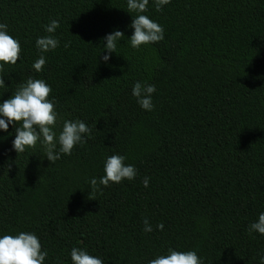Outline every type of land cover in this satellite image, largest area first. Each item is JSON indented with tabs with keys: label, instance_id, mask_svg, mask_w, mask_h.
I'll return each instance as SVG.
<instances>
[{
	"label": "trees",
	"instance_id": "1",
	"mask_svg": "<svg viewBox=\"0 0 264 264\" xmlns=\"http://www.w3.org/2000/svg\"><path fill=\"white\" fill-rule=\"evenodd\" d=\"M141 14L164 39L137 50L127 0H0V23L22 49L0 72V103L42 79L57 134L64 120L91 129L54 164L39 143L18 155L15 126L0 129V237L34 233L44 264H72L74 247L103 264H149L169 248L203 264H260L264 236L248 229L264 213V0H171L161 11L149 0ZM53 19L60 45L36 72V40ZM116 30L124 38L104 62ZM137 81L155 85L154 110L132 95ZM115 154L135 179L88 199Z\"/></svg>",
	"mask_w": 264,
	"mask_h": 264
},
{
	"label": "clouds",
	"instance_id": "2",
	"mask_svg": "<svg viewBox=\"0 0 264 264\" xmlns=\"http://www.w3.org/2000/svg\"><path fill=\"white\" fill-rule=\"evenodd\" d=\"M171 0H154L157 11L169 4ZM149 0H127L129 13L135 12L130 28L134 29L129 38L133 49H139L143 45L158 43L164 39V29L161 25L145 13L148 10ZM60 27L59 21L53 19L45 25L47 36L36 40V48L41 53L32 65L36 72H41L46 64L44 53L53 51L59 47L60 41L53 34ZM8 25L0 23V72L4 65H15L21 59L22 51L18 40L8 34ZM124 38V33L116 30L106 35L104 49L107 55L102 56L104 62H108L113 52L116 53L117 42ZM70 41L64 44L65 48L70 46ZM3 76H0V87H4ZM52 89L42 79L29 78L26 83L21 84L12 94L11 98L0 103V129L8 131L9 125L15 126V139L12 141L13 150L19 155L27 149H35L39 143L42 147L44 157L54 164L61 158V154L71 155L77 144L86 142L85 135L91 136V129L82 120H64L59 134L55 131L58 121V113L55 109V101L49 96ZM156 92L153 84H142L137 81L132 88V95L136 98L138 105L146 111L154 110L152 94ZM18 125V126H16ZM126 157L115 154L106 158L104 164V175L99 179L91 178L89 181L91 192L88 199H95V194H102L103 188L112 184H119L123 180H133L137 175L135 167L131 164L125 165ZM10 167V166H9ZM149 177L142 181L145 187L149 185ZM103 186V188L101 187ZM163 230V224L156 226ZM144 232L149 233L153 228L147 219L144 220ZM249 234L253 232L264 236V213H260L258 220L249 225ZM48 252L42 250L39 238L31 232H20L19 234L3 235L0 237V264H44ZM72 264H103V261L91 256L86 250L74 247L70 253ZM149 264H203L196 251H176L168 249L167 255H159L149 261ZM260 264H264V255L260 257Z\"/></svg>",
	"mask_w": 264,
	"mask_h": 264
}]
</instances>
